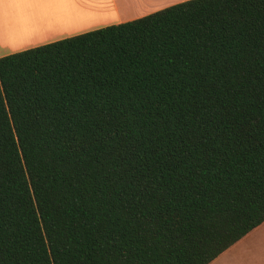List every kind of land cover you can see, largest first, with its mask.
<instances>
[{"label": "trees", "instance_id": "16d2710c", "mask_svg": "<svg viewBox=\"0 0 264 264\" xmlns=\"http://www.w3.org/2000/svg\"><path fill=\"white\" fill-rule=\"evenodd\" d=\"M262 222L264 0L0 57V264H209Z\"/></svg>", "mask_w": 264, "mask_h": 264}, {"label": "crops", "instance_id": "0c3cea01", "mask_svg": "<svg viewBox=\"0 0 264 264\" xmlns=\"http://www.w3.org/2000/svg\"><path fill=\"white\" fill-rule=\"evenodd\" d=\"M187 0H0V57ZM264 222L209 264H264Z\"/></svg>", "mask_w": 264, "mask_h": 264}, {"label": "rangeland", "instance_id": "374dc122", "mask_svg": "<svg viewBox=\"0 0 264 264\" xmlns=\"http://www.w3.org/2000/svg\"><path fill=\"white\" fill-rule=\"evenodd\" d=\"M260 240L264 243V231L261 233V235H260Z\"/></svg>", "mask_w": 264, "mask_h": 264}]
</instances>
